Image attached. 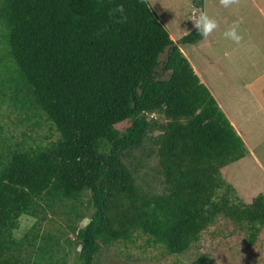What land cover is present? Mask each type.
I'll return each instance as SVG.
<instances>
[{
	"label": "trees",
	"instance_id": "obj_1",
	"mask_svg": "<svg viewBox=\"0 0 264 264\" xmlns=\"http://www.w3.org/2000/svg\"><path fill=\"white\" fill-rule=\"evenodd\" d=\"M204 39L175 43L148 0H0L19 132L0 123V264H100L141 238L185 255L219 216L255 244L264 195L234 201L223 178L247 148L182 50Z\"/></svg>",
	"mask_w": 264,
	"mask_h": 264
},
{
	"label": "rangeland",
	"instance_id": "obj_2",
	"mask_svg": "<svg viewBox=\"0 0 264 264\" xmlns=\"http://www.w3.org/2000/svg\"><path fill=\"white\" fill-rule=\"evenodd\" d=\"M148 1L175 43L195 30L192 21L187 20L193 9H198L193 0ZM200 10L214 19L218 27L200 43L182 47L201 82L208 84L216 101H221L219 106L237 121L231 124L248 155L227 168L223 178L235 189L234 201L251 204L257 196L264 195V0H233L227 8L220 0H205ZM234 25L242 37L239 44L224 37ZM165 59L164 55L162 66ZM160 73L166 78V74ZM2 112L0 123L10 128L6 135L16 132L19 136L18 129L12 126L16 122L13 114L4 107ZM154 165L150 160L148 172ZM27 220L22 219L24 232L29 228ZM215 221L185 255H166L141 238L134 245L118 244L105 251L100 264H190L201 255H207L216 264H264V226L255 244L249 245L247 229L224 216ZM88 223L89 219L82 226Z\"/></svg>",
	"mask_w": 264,
	"mask_h": 264
},
{
	"label": "clouds",
	"instance_id": "obj_3",
	"mask_svg": "<svg viewBox=\"0 0 264 264\" xmlns=\"http://www.w3.org/2000/svg\"><path fill=\"white\" fill-rule=\"evenodd\" d=\"M220 3L223 7L227 8L233 3V0H220ZM187 20L192 21L194 28L202 38H207L218 27L214 19L210 18L203 10L199 9H193L191 15L187 17ZM224 37L237 44H239L242 39L235 25L224 33Z\"/></svg>",
	"mask_w": 264,
	"mask_h": 264
},
{
	"label": "crops",
	"instance_id": "obj_4",
	"mask_svg": "<svg viewBox=\"0 0 264 264\" xmlns=\"http://www.w3.org/2000/svg\"><path fill=\"white\" fill-rule=\"evenodd\" d=\"M182 50H183V52H184V49H183V48H182ZM184 53H185V52H184ZM185 55H186V53H185ZM186 57L188 58L187 55H186ZM188 59H189V58H188ZM195 71H196V69H195ZM207 74H208V73H207ZM203 84H205L206 86H208L207 83H203ZM213 96H214V95H213ZM217 100H218V99H217ZM218 102L221 103L220 100H218ZM220 107L222 108V110H223L224 113H226V114L229 115V120L231 121V123L234 124V125L237 124V123H235V122H237L236 119L234 120L233 116H232L231 114H229V112H228L227 110H225L223 106H220Z\"/></svg>",
	"mask_w": 264,
	"mask_h": 264
}]
</instances>
